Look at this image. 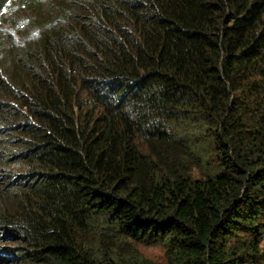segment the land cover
Returning <instances> with one entry per match:
<instances>
[{
	"label": "trees",
	"instance_id": "16d2710c",
	"mask_svg": "<svg viewBox=\"0 0 264 264\" xmlns=\"http://www.w3.org/2000/svg\"><path fill=\"white\" fill-rule=\"evenodd\" d=\"M3 14L0 264L264 263V0Z\"/></svg>",
	"mask_w": 264,
	"mask_h": 264
},
{
	"label": "rangeland",
	"instance_id": "374dc122",
	"mask_svg": "<svg viewBox=\"0 0 264 264\" xmlns=\"http://www.w3.org/2000/svg\"><path fill=\"white\" fill-rule=\"evenodd\" d=\"M25 14H27V12ZM4 18L11 20V16L6 17V14H3L0 17V20H4L5 22H7L6 19H4ZM15 30H16V28H15ZM20 30L21 29H19L18 31L16 30V32H13L17 39H21V37H25L26 34H30L31 38L28 41L31 43L35 37L36 38L39 37L38 32L35 31L34 29H32V27H30V25H27L26 27H24L22 29V32H20ZM19 44H23V43L20 42ZM140 250L144 255H146L147 257H149L150 259H153L155 261L161 262L164 259V249L159 245H155V246H145V245L142 246L141 245Z\"/></svg>",
	"mask_w": 264,
	"mask_h": 264
}]
</instances>
